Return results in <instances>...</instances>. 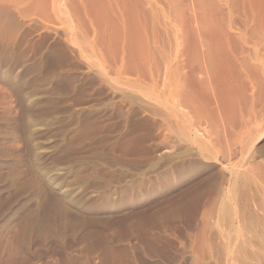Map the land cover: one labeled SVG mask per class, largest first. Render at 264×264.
Segmentation results:
<instances>
[{"label": "rangeland", "instance_id": "rangeland-1", "mask_svg": "<svg viewBox=\"0 0 264 264\" xmlns=\"http://www.w3.org/2000/svg\"><path fill=\"white\" fill-rule=\"evenodd\" d=\"M31 1L0 0V264H224L220 200L264 205V99L200 150L108 61L122 38Z\"/></svg>", "mask_w": 264, "mask_h": 264}, {"label": "bare ground", "instance_id": "bare-ground-1", "mask_svg": "<svg viewBox=\"0 0 264 264\" xmlns=\"http://www.w3.org/2000/svg\"><path fill=\"white\" fill-rule=\"evenodd\" d=\"M31 2L48 7V0ZM69 2L80 17L91 22L95 15L114 40L122 38V52L117 50L108 61H122L118 73L130 74L133 78L126 82L148 90L146 96L156 115L168 121L166 127L200 150L212 142V135L216 140L223 132L227 136L237 101L264 99V72L252 62L264 59V0ZM230 173L239 176L233 169ZM252 192H234L232 210L225 201L231 194H225L215 211V224L233 233L224 235V264H264V205L256 203ZM212 214H203L205 225Z\"/></svg>", "mask_w": 264, "mask_h": 264}]
</instances>
